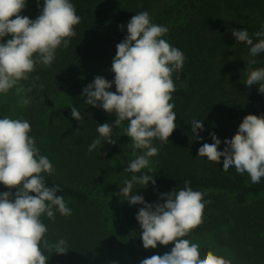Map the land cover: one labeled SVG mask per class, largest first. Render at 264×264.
Masks as SVG:
<instances>
[{
  "label": "trees",
  "instance_id": "1",
  "mask_svg": "<svg viewBox=\"0 0 264 264\" xmlns=\"http://www.w3.org/2000/svg\"><path fill=\"white\" fill-rule=\"evenodd\" d=\"M161 1L164 2L72 0L80 16V22L74 25L75 36L69 38L68 47L56 50L50 66L37 65L29 80L22 81L26 87L35 86L25 93L29 103L15 118L30 122L29 134L56 169L55 174L45 175L46 183L60 185L57 194L63 196L72 210L68 216L55 213L54 221L41 217L47 225L44 239L49 244L59 237L67 240L64 253L41 246L43 254L49 257L46 264H95L101 247L119 248L127 238L144 258L162 255L157 247L142 246L141 229L135 219L141 204H134L133 212L127 214L128 232L112 236L109 231L99 206L102 201L96 195L95 173L119 155H123L126 167L132 149L130 145L123 153L121 141L112 133L116 143L107 144L102 139L97 149L88 151V145L98 135L97 124L110 123L109 115L115 113L86 105L81 95V77L91 64L109 62L102 76L113 78L110 67L115 45L127 33L126 27L121 29L117 25H126L136 12H148L154 5H157L156 24L168 28L162 38L182 50L186 59L179 73H172L176 88L170 102L177 114V126L168 137L169 142L153 141L159 149L151 158L153 171H141L154 175L156 184L168 192L184 187L183 181L187 179L193 190L203 193L206 203L202 222L187 236L213 231L216 241L230 247L246 264H264V178L252 184L247 173L239 174L234 167L225 170L219 161L196 156L198 147L211 141L209 133H215L223 147L225 137L236 130L244 115L264 114V94L257 90V85L242 82L248 46L245 41H237L231 32L233 28H244L251 35L260 29L264 22V1L178 0L176 8L160 9ZM255 59L257 63L252 67L264 66V52ZM108 90L115 91V85ZM70 105L80 112V123L71 116ZM193 118L203 123L204 130H198L201 140L192 136ZM5 190L0 185V191Z\"/></svg>",
  "mask_w": 264,
  "mask_h": 264
},
{
  "label": "clouds",
  "instance_id": "2",
  "mask_svg": "<svg viewBox=\"0 0 264 264\" xmlns=\"http://www.w3.org/2000/svg\"><path fill=\"white\" fill-rule=\"evenodd\" d=\"M36 4L39 14L30 19L21 14L26 0H0V96L13 90L24 106L29 103L25 93L31 92L35 85L26 87L22 81L29 80L37 65H51L56 50L68 47L69 38L76 34L74 25L80 22L72 0H43L42 5L36 0ZM117 27H126L127 33L115 45L110 67L113 78L96 75L83 87L81 95L86 105L116 116L111 123L97 124L98 135L88 145L89 152L97 149L102 139L107 144L116 143L113 125L118 128L127 122L122 134L131 140L132 158L123 171L131 175L115 195L129 205H143L135 213L142 246L156 248L157 243L173 242L170 251L143 258L139 264H231L212 248L200 251L198 242L185 238L202 222L206 203L203 193L193 190L189 180L183 181L182 188L159 193L154 203L133 191L135 187H146L148 182L156 184L154 175L147 174L153 171L151 158L159 151L153 141L169 142L168 137L177 126V114L170 102L176 88L172 73H179L186 57L182 50L162 38L168 28L152 22L147 11L136 12L126 25ZM262 29L264 22L251 35L244 28H233L231 32L237 41H245L248 46L242 82L257 85V90L264 94V66L252 67L257 63L255 57L264 52ZM113 84L115 91L108 90ZM70 108L71 116L80 123V112L75 106ZM190 125L192 136L201 140L198 130H204L202 121L193 118ZM30 132L27 119L0 116V185L7 189L0 191V264H46L49 257L43 254L41 246L55 253L67 251L66 238L59 237L51 244L44 239L48 229L41 217L54 221L55 213L68 216L72 210L63 196L57 194L60 185L46 183L45 175L55 174L56 169L41 154ZM209 135L211 141L201 144L196 156L219 161L225 170L234 167L239 174L247 173L252 184L264 178V114L244 115L236 130L225 137L223 147L215 133ZM142 169H147V173Z\"/></svg>",
  "mask_w": 264,
  "mask_h": 264
},
{
  "label": "rangeland",
  "instance_id": "3",
  "mask_svg": "<svg viewBox=\"0 0 264 264\" xmlns=\"http://www.w3.org/2000/svg\"><path fill=\"white\" fill-rule=\"evenodd\" d=\"M178 0H164L161 1L160 9L176 8V2ZM264 1V0H263ZM40 4H43V0H40ZM157 5L148 11L152 22L156 23L154 14L156 13ZM23 15H27L30 19L35 18L39 14V8L37 7L36 0H26V5L22 9ZM8 38V37H7ZM109 62H98L91 64L86 68L81 77L83 87L90 83L96 75H101L104 71H107ZM20 97L15 95L13 90H9L7 94L0 96V116H10L15 118L20 110L25 108L20 104ZM62 101V100H61ZM110 123L116 119L115 114H110ZM127 122L124 121L117 128L113 125V133L118 136L123 147V153L127 152V148L131 145V140L126 134H122L123 127H126ZM125 168L123 155L116 157V160L111 162L108 166H105L98 170L95 174L96 177V195L100 196L102 205H99L101 212L106 218V223L109 231L113 235L121 236V232H128L127 214L133 212L135 206L129 205L126 200L121 199L115 195L119 191V186L122 187L124 180L130 178L123 169ZM155 188V190H154ZM135 194H142L145 201L154 203L158 200L159 193L168 192L162 185H152L148 182L146 187H135ZM99 203V201H97ZM160 202H163L162 199ZM186 238L198 242L200 245V251H204L208 248H212L219 254L228 258L231 264H246L243 260L238 258L230 247L221 246L215 239L213 231L206 230L200 234H191ZM173 246V242H169L167 245H160L157 243V250L164 254L170 251ZM138 247L127 238L123 244L117 248L111 245L103 246L99 249L95 258V264H112L116 261L117 264H139V261L144 257L139 253Z\"/></svg>",
  "mask_w": 264,
  "mask_h": 264
}]
</instances>
